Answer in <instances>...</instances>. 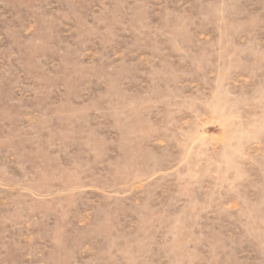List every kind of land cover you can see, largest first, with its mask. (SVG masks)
Listing matches in <instances>:
<instances>
[{
  "label": "rangeland",
  "instance_id": "rangeland-1",
  "mask_svg": "<svg viewBox=\"0 0 264 264\" xmlns=\"http://www.w3.org/2000/svg\"><path fill=\"white\" fill-rule=\"evenodd\" d=\"M0 264H264V0H0Z\"/></svg>",
  "mask_w": 264,
  "mask_h": 264
}]
</instances>
